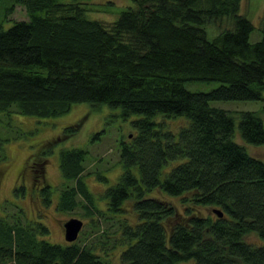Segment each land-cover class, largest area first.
Returning <instances> with one entry per match:
<instances>
[{
	"label": "trees",
	"instance_id": "16d2710c",
	"mask_svg": "<svg viewBox=\"0 0 264 264\" xmlns=\"http://www.w3.org/2000/svg\"><path fill=\"white\" fill-rule=\"evenodd\" d=\"M130 1L104 22L88 17L91 0H0V16L16 4L27 14L8 26L0 19V113L48 117L74 102L105 104L133 116L135 131L119 137L122 170L99 193L105 209L83 178L87 150L59 151L56 208L81 205L99 226L105 211L130 199L135 219H120V242L105 230L88 242H51L41 220L25 222L16 209L0 215V264H111L109 250L119 245L118 264H264V159L233 139L229 111L209 103L262 98L264 11L250 41L255 25L241 0ZM206 22L220 26L210 38ZM185 81L220 84L192 91ZM172 116L184 122L168 126ZM238 128L244 142L264 143L257 110H240ZM42 193L48 202L46 186ZM205 206L222 216L203 214Z\"/></svg>",
	"mask_w": 264,
	"mask_h": 264
},
{
	"label": "rangeland",
	"instance_id": "374dc122",
	"mask_svg": "<svg viewBox=\"0 0 264 264\" xmlns=\"http://www.w3.org/2000/svg\"><path fill=\"white\" fill-rule=\"evenodd\" d=\"M127 4L130 5L131 1L91 0L90 4L86 5L90 15L87 16L109 22ZM13 7L7 18L3 14L0 16L5 26L11 24L12 18L27 17L23 6L16 4ZM241 11L255 25V29L249 35V40L254 41L259 37L257 27L264 11V0H241ZM204 26L209 38L220 29V26L213 22H206ZM183 84L192 91H208L217 87L220 82L185 81ZM209 103L229 111L234 122L233 139L241 143L250 154L264 159V143L244 142L238 128L239 111L244 109L257 110L264 126V91L260 99L211 100ZM131 118L133 116L124 118L117 109H111L105 104L92 108L88 102H74L69 110L57 116L39 117L13 111L0 113V215H9L20 209V217L23 221L41 220L49 228L45 238L61 244L71 242L64 239L63 222L70 216H75L83 221L80 231L84 232L83 236H80V231L78 232L76 241L81 239L88 242L93 233L105 230L103 235H108L109 239L117 236V241L120 242L122 240L120 231L115 232L120 219L132 222L135 219L131 200L126 199L121 205V210L114 214L105 211L104 216L98 219L99 226H90L89 218L84 214L81 205L72 210H58L55 202L63 185L58 161L61 148L81 147L87 150L88 160L85 161L83 178L90 191L98 197L97 205L105 209L106 202L100 199L99 193L104 187L114 183L122 170L121 162L118 160L119 137L126 139V136L131 137L135 133L129 127ZM157 118L163 120L160 115ZM181 118L180 116L164 117L171 127L182 124L184 119ZM69 125L76 126L75 132L71 135L66 132V127ZM99 174L105 176L107 181L97 179L96 176ZM44 186L48 190V202L43 198ZM15 188L21 189L16 191ZM171 198L179 203L178 197ZM200 210L203 214L216 215L212 211V206L201 207ZM246 238L257 241L255 235L251 233L246 235ZM121 249L122 245H119L109 250L111 264H118L117 254ZM177 264H194V262L188 259Z\"/></svg>",
	"mask_w": 264,
	"mask_h": 264
},
{
	"label": "water",
	"instance_id": "95a60500",
	"mask_svg": "<svg viewBox=\"0 0 264 264\" xmlns=\"http://www.w3.org/2000/svg\"><path fill=\"white\" fill-rule=\"evenodd\" d=\"M212 211L218 216H222V211L219 208H212ZM83 221L75 216L67 218L63 222V235L66 241H73L78 236V232L81 230ZM56 264V263H55Z\"/></svg>",
	"mask_w": 264,
	"mask_h": 264
}]
</instances>
